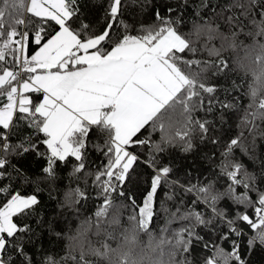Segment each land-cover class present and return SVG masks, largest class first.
Instances as JSON below:
<instances>
[{
  "label": "snow or ice",
  "instance_id": "snow-or-ice-1",
  "mask_svg": "<svg viewBox=\"0 0 264 264\" xmlns=\"http://www.w3.org/2000/svg\"><path fill=\"white\" fill-rule=\"evenodd\" d=\"M0 264H264V0H0Z\"/></svg>",
  "mask_w": 264,
  "mask_h": 264
}]
</instances>
